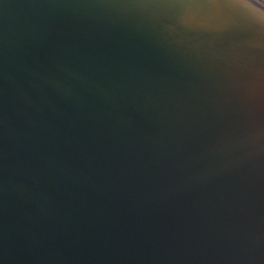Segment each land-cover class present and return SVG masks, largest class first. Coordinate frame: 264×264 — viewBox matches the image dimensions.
Instances as JSON below:
<instances>
[{
  "label": "water",
  "instance_id": "1",
  "mask_svg": "<svg viewBox=\"0 0 264 264\" xmlns=\"http://www.w3.org/2000/svg\"><path fill=\"white\" fill-rule=\"evenodd\" d=\"M0 264H264V0H0Z\"/></svg>",
  "mask_w": 264,
  "mask_h": 264
}]
</instances>
